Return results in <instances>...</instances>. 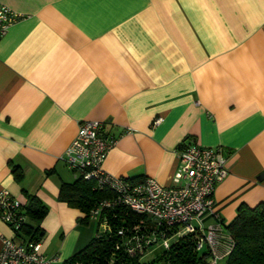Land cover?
Wrapping results in <instances>:
<instances>
[{
    "label": "crops",
    "instance_id": "crops-1",
    "mask_svg": "<svg viewBox=\"0 0 264 264\" xmlns=\"http://www.w3.org/2000/svg\"><path fill=\"white\" fill-rule=\"evenodd\" d=\"M0 1L23 13L0 36V189L23 211L30 197L45 206L26 219L53 264L99 227L59 196L81 119L121 133L102 166L133 180L170 183L183 144L220 146L226 226L264 202V0ZM3 236L18 234L0 218V248Z\"/></svg>",
    "mask_w": 264,
    "mask_h": 264
},
{
    "label": "built area",
    "instance_id": "built-area-1",
    "mask_svg": "<svg viewBox=\"0 0 264 264\" xmlns=\"http://www.w3.org/2000/svg\"><path fill=\"white\" fill-rule=\"evenodd\" d=\"M22 16L23 13L0 1V36ZM105 125L103 119L79 120L63 156L75 174L93 178L95 186L112 190L110 196L99 199L89 210V217L99 225L95 234L111 231L108 211L126 208L145 217L130 228L121 226L116 230L121 239L115 245L117 248L123 245L130 254L140 255L152 243L159 241L169 247L171 238L194 233L195 248L209 251L206 264H217L227 257L234 246V236L215 209V188L228 174L221 147L185 143L177 150L170 183H161L151 176L133 180L103 168L107 150L121 134L106 132ZM112 214L115 216V212ZM0 218L16 233L27 218L21 201L6 189H0ZM113 258L109 260L112 263ZM57 259L56 255L39 252V240L19 242L14 237H2L0 264H53Z\"/></svg>",
    "mask_w": 264,
    "mask_h": 264
},
{
    "label": "trees",
    "instance_id": "trees-1",
    "mask_svg": "<svg viewBox=\"0 0 264 264\" xmlns=\"http://www.w3.org/2000/svg\"><path fill=\"white\" fill-rule=\"evenodd\" d=\"M112 190L108 187L95 186V179L84 178L75 174L71 182L61 184L59 196L76 205L89 217V210L101 198L110 196ZM25 205L24 213L32 220L39 219L45 213V206L37 199L30 197ZM115 212V216H113ZM144 215L137 214L126 208L108 211L111 231L95 234L89 242L71 256L63 259L60 264H106L111 257L113 264H149L142 261V254H130L121 243L116 230L121 226L131 227ZM26 219L17 231V240L25 242L24 235H30L32 240H38L43 234L42 228ZM226 226V225H225ZM226 228L234 236V246L226 257L227 264H264V202L253 206L240 204L237 213ZM195 234L186 233L170 239L169 247H164L161 258L164 264H206L209 251L206 248L198 251L195 248Z\"/></svg>",
    "mask_w": 264,
    "mask_h": 264
},
{
    "label": "rangeland",
    "instance_id": "rangeland-1",
    "mask_svg": "<svg viewBox=\"0 0 264 264\" xmlns=\"http://www.w3.org/2000/svg\"><path fill=\"white\" fill-rule=\"evenodd\" d=\"M164 245L161 242H155L150 244L145 250L142 261L147 262L149 264H164L163 259L161 258V254L163 252ZM226 258L223 260H219L218 264H226ZM106 264H113L111 261H108Z\"/></svg>",
    "mask_w": 264,
    "mask_h": 264
}]
</instances>
